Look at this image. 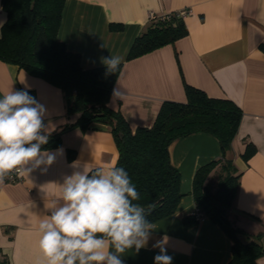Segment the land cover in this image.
<instances>
[{
	"label": "crops",
	"instance_id": "1",
	"mask_svg": "<svg viewBox=\"0 0 264 264\" xmlns=\"http://www.w3.org/2000/svg\"><path fill=\"white\" fill-rule=\"evenodd\" d=\"M182 9L188 10L183 16L186 35L127 59L133 40L149 23L150 12L162 15ZM5 20L0 0V29ZM57 36L80 55L83 68L105 65L104 58L111 55L122 57L109 104L120 108L132 128L150 126L164 100L185 101L184 83L240 106L243 114L232 157L241 174L233 210L240 227L264 233V0H65ZM11 89L35 92L46 109L47 133L78 116L66 112L59 87L0 60V94ZM249 142L255 152L245 161L242 153ZM42 149L55 153L46 171L37 168L0 183V264H43L38 223L54 210L50 204L63 203L59 185L74 171L112 166L118 155L104 124L68 130L58 145ZM68 149L75 150L72 158ZM168 151L181 174L182 196L172 214L154 221L156 229L146 246L124 254V264H154L160 249L153 246L159 241H164L172 264H226L233 242L217 223L206 217L191 226L183 222L196 208L194 173L220 155L218 140L194 132L173 140ZM256 263L264 264V255Z\"/></svg>",
	"mask_w": 264,
	"mask_h": 264
},
{
	"label": "trees",
	"instance_id": "2",
	"mask_svg": "<svg viewBox=\"0 0 264 264\" xmlns=\"http://www.w3.org/2000/svg\"><path fill=\"white\" fill-rule=\"evenodd\" d=\"M64 1L1 0L6 20L0 29V60L59 87L66 112L78 114L75 121L46 133L48 143L42 148L58 145L61 135L68 130H86L92 124L108 126L118 150L115 165L128 172L140 193L137 203L144 207L145 218L154 222L172 214L182 196L181 174L170 161L169 144L194 132L213 135L221 153L194 173L192 196L196 209L232 239L231 258L226 264H257V259L264 255V233H250L240 227L233 210L241 174L232 157V143L243 114L240 106L231 99L209 96L184 83L185 101L164 100L150 126L132 128L120 108L109 104L122 63L111 74L105 65L83 68L80 55L58 39ZM112 27L120 28V24ZM186 33L183 17L177 16L176 11L159 15L149 20L135 37L127 59L174 43ZM27 92L35 98L33 90ZM254 152L255 147L249 142L242 158L247 161ZM74 153V149H68L70 158ZM198 221L194 213L183 218L185 226Z\"/></svg>",
	"mask_w": 264,
	"mask_h": 264
},
{
	"label": "clouds",
	"instance_id": "3",
	"mask_svg": "<svg viewBox=\"0 0 264 264\" xmlns=\"http://www.w3.org/2000/svg\"><path fill=\"white\" fill-rule=\"evenodd\" d=\"M121 62L119 55L103 60L110 74ZM45 114L27 91L0 94V183L13 172L46 171L54 162L55 153L42 149L48 143ZM59 189L63 203L50 204L54 210L38 223L43 264H124V254L139 252L156 229L137 203L140 193L123 167L74 171ZM153 247L160 249L154 264H172L164 241Z\"/></svg>",
	"mask_w": 264,
	"mask_h": 264
},
{
	"label": "built area",
	"instance_id": "4",
	"mask_svg": "<svg viewBox=\"0 0 264 264\" xmlns=\"http://www.w3.org/2000/svg\"><path fill=\"white\" fill-rule=\"evenodd\" d=\"M177 12V16L183 17L185 14H187L188 10L187 9H182L180 11H176ZM159 15L150 12L149 13V20H153L156 19ZM21 175H19L16 172H13L11 174H9L8 176L5 177L6 180H16L19 179ZM195 214V216L199 219L203 218L201 217V214L198 212V210L195 208L194 211L192 212Z\"/></svg>",
	"mask_w": 264,
	"mask_h": 264
}]
</instances>
